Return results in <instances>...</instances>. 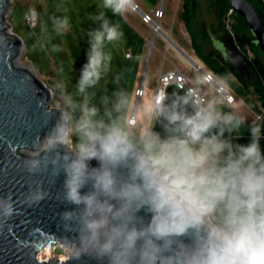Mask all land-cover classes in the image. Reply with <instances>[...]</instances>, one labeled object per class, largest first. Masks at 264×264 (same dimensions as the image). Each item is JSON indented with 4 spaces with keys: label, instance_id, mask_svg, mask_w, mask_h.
<instances>
[{
    "label": "clouds",
    "instance_id": "obj_1",
    "mask_svg": "<svg viewBox=\"0 0 264 264\" xmlns=\"http://www.w3.org/2000/svg\"><path fill=\"white\" fill-rule=\"evenodd\" d=\"M135 0H102L88 31V50L72 90L54 84V123L22 151L30 176L64 174L61 214L67 247L96 264H264V124L245 126L239 109L222 98L197 99L190 90L155 94L133 107L119 85L98 93L112 71L109 46L124 33L108 17H123ZM39 13L30 8L31 19ZM51 31L69 30L52 15ZM261 117H257L260 121ZM97 161L98 166L91 165ZM44 182L22 194L29 207L48 196ZM87 189V191H84ZM17 213L0 196V221Z\"/></svg>",
    "mask_w": 264,
    "mask_h": 264
},
{
    "label": "rangeland",
    "instance_id": "obj_2",
    "mask_svg": "<svg viewBox=\"0 0 264 264\" xmlns=\"http://www.w3.org/2000/svg\"><path fill=\"white\" fill-rule=\"evenodd\" d=\"M181 4L182 0H135L134 6H137V9H134L133 6L129 13L119 17L120 23L117 19L113 20L120 25L122 31L124 28H129L142 40V47L137 57V78L134 84L128 88L133 96L134 108L146 106L151 102L154 89L151 70L156 64L157 68L161 69V74L172 70L185 74L188 80L198 86L208 99L214 95L220 96L215 91L206 88L200 78L195 75L194 68L167 45L160 32L154 31V27L157 25L188 56L202 64L191 49L189 36L178 17ZM9 5L5 14L6 24L10 26L9 32L19 37L22 43L16 58L17 64L28 68L49 90L48 103L50 108L55 109L57 99L54 84L59 80H64L68 83L70 91L75 85L79 77L77 56L80 63L83 64L89 47L87 33L98 27L92 17L102 10V0H9ZM30 8H34L39 13L38 18L35 15L31 19L25 18V13ZM142 13L148 14L152 22H143ZM52 15L67 16L70 22L69 30L63 34L51 31L49 18ZM214 18L215 9L213 6L209 1L201 0V22L208 26L214 22ZM225 22L226 30H231L232 18L229 17ZM124 42L126 43L125 33L120 41L109 46L113 57L112 71L101 82L98 89L99 94L104 91L110 92L113 87L117 86L116 77H119L118 86L121 87L124 65L135 59L134 51L124 45ZM262 53L264 60V52ZM216 78L235 99L234 104L227 106L239 109L245 117V126H250L256 121V114L261 107L260 101L256 100L252 93V88L244 97L235 93L223 80L217 76ZM107 86H111V88L108 89ZM140 90L143 91V95L137 96ZM69 253H71L70 248L54 246L45 248L38 254V258L41 260L50 258L64 260Z\"/></svg>",
    "mask_w": 264,
    "mask_h": 264
},
{
    "label": "water",
    "instance_id": "obj_3",
    "mask_svg": "<svg viewBox=\"0 0 264 264\" xmlns=\"http://www.w3.org/2000/svg\"><path fill=\"white\" fill-rule=\"evenodd\" d=\"M229 4L264 52V25L256 8L249 0H229ZM9 6V0H0V196L11 194L17 213L6 222L0 221V264H96L87 257L75 261L73 257L78 253L71 248L64 260L38 258L45 248H69L65 238L70 240L75 233L65 228L61 214L73 206L62 199L63 173L34 177L23 170L22 146L48 132L54 116L46 113H54L56 109L50 108V93L42 82L30 71L13 67L22 43L6 24ZM221 43L227 52V43ZM91 165L96 167L98 162L93 160ZM39 181L44 182L48 196L39 204L24 205L22 194L28 190L29 183Z\"/></svg>",
    "mask_w": 264,
    "mask_h": 264
},
{
    "label": "trees",
    "instance_id": "obj_4",
    "mask_svg": "<svg viewBox=\"0 0 264 264\" xmlns=\"http://www.w3.org/2000/svg\"><path fill=\"white\" fill-rule=\"evenodd\" d=\"M200 1L201 0H182L179 19L184 25L190 40V46L195 56L204 64V66L213 72L218 78L228 84L235 93L246 97L249 89L256 100L264 104V60L263 53L255 43V39L244 20L236 17L235 13L230 14L233 20L230 32L225 28L227 14L231 10L229 0H206L215 9L214 22L208 26L200 20ZM256 8L261 22L264 25V2L263 0H249ZM112 20L119 17H112ZM125 41L128 48H132L135 53V59L124 65L121 77V87L128 90L136 78L138 71V55L142 47V40L129 28H124ZM221 41L227 43V52L223 50ZM79 69L82 64L78 60ZM108 89L111 86H107ZM179 90L176 86L166 89L171 93ZM181 91V90H180ZM258 123L264 124V120ZM238 135L242 136L239 140L246 143L249 139L248 126H244ZM264 146V140L261 141Z\"/></svg>",
    "mask_w": 264,
    "mask_h": 264
},
{
    "label": "built area",
    "instance_id": "obj_5",
    "mask_svg": "<svg viewBox=\"0 0 264 264\" xmlns=\"http://www.w3.org/2000/svg\"><path fill=\"white\" fill-rule=\"evenodd\" d=\"M134 7H135L134 9H137V6ZM232 12H233L232 10L228 12L227 19L229 18ZM141 16L143 22L145 23L152 22V19L149 17L148 14L142 13ZM158 30L161 31V29L156 25L154 27V31L159 32ZM202 64L199 63L194 68V73L196 76L200 78L201 83L209 90L215 91L217 94H219L226 105L234 104L235 102L234 97L231 94H229L225 90V88L217 81L215 74L211 72L209 69H207L204 66V64L203 65ZM171 86H176L181 91L186 89L190 90L197 97V99H201V100L208 99V97L201 92L198 86L190 82L185 74L177 70L168 71L165 72L164 74L159 75L156 85L154 87L153 95L158 93H163L164 91H166L168 87ZM142 95H143V91L140 90L137 96H142ZM257 117L264 118V104H261V107L256 114L255 122H261L264 120L261 119L260 121H257Z\"/></svg>",
    "mask_w": 264,
    "mask_h": 264
},
{
    "label": "bare ground",
    "instance_id": "obj_6",
    "mask_svg": "<svg viewBox=\"0 0 264 264\" xmlns=\"http://www.w3.org/2000/svg\"><path fill=\"white\" fill-rule=\"evenodd\" d=\"M154 25V24H153ZM159 31V30H158ZM162 36L164 37L166 43L168 46H170L177 54H179L180 57H182L191 67L195 68L197 64H199L195 58L188 56L182 49H180L169 37L168 34L163 33L162 31H159ZM20 51V50H19ZM17 58V57H16ZM16 58L13 60V67L14 68H22L26 69L27 71H30L25 66H20L17 64ZM24 153V152H23Z\"/></svg>",
    "mask_w": 264,
    "mask_h": 264
},
{
    "label": "crops",
    "instance_id": "obj_7",
    "mask_svg": "<svg viewBox=\"0 0 264 264\" xmlns=\"http://www.w3.org/2000/svg\"><path fill=\"white\" fill-rule=\"evenodd\" d=\"M161 74V69L160 68H157V64L154 66V68L151 70V76H152V81H153V88L155 87L156 85V82L158 80V77L159 75ZM154 91V89H153ZM152 96H153V92H152Z\"/></svg>",
    "mask_w": 264,
    "mask_h": 264
}]
</instances>
